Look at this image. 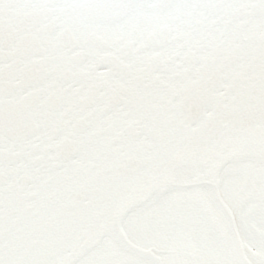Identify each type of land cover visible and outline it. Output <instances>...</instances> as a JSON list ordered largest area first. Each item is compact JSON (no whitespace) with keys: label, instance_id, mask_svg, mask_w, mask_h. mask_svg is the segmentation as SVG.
<instances>
[{"label":"snow or ice","instance_id":"snow-or-ice-1","mask_svg":"<svg viewBox=\"0 0 264 264\" xmlns=\"http://www.w3.org/2000/svg\"><path fill=\"white\" fill-rule=\"evenodd\" d=\"M0 264H264V0H0Z\"/></svg>","mask_w":264,"mask_h":264}]
</instances>
